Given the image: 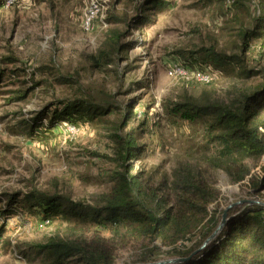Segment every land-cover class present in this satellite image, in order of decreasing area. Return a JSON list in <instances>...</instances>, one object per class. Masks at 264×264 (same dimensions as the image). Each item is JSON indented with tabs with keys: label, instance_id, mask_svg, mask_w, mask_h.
Returning <instances> with one entry per match:
<instances>
[{
	"label": "rangeland",
	"instance_id": "rangeland-1",
	"mask_svg": "<svg viewBox=\"0 0 264 264\" xmlns=\"http://www.w3.org/2000/svg\"><path fill=\"white\" fill-rule=\"evenodd\" d=\"M9 1L0 0V264H53L32 247L88 232L83 227L71 230L61 215L40 226L42 209L22 198L41 190L95 204L99 194L111 189L110 175L119 168L117 131L141 145L129 162L133 173L141 172L151 185L164 182L174 194L170 187L177 163L205 167V157L216 147L207 138L209 117L188 122L166 106L188 94L202 97L209 92L226 99L239 70L227 63L213 83L187 85L169 74L170 65L184 61L194 68V57L209 60L206 48L232 53L241 42L240 31L252 27L260 14L261 0H166L165 8L148 12L142 11L143 0ZM92 2L99 11L86 29L85 13ZM112 28L120 29L125 47L113 61L98 66L92 57L105 47ZM245 57L249 67H264L263 50L254 47ZM260 80L254 76L245 82ZM76 98L110 106V112L74 123L60 111ZM118 121L127 123L116 130ZM208 169L205 175L219 193L210 212L243 205L247 199L264 202L248 194L247 180L234 183L222 169ZM254 171L261 172L260 166ZM103 233L110 235V230ZM151 245L137 239L122 244L115 264L177 257L159 252L141 262L143 248Z\"/></svg>",
	"mask_w": 264,
	"mask_h": 264
},
{
	"label": "trees",
	"instance_id": "trees-1",
	"mask_svg": "<svg viewBox=\"0 0 264 264\" xmlns=\"http://www.w3.org/2000/svg\"><path fill=\"white\" fill-rule=\"evenodd\" d=\"M227 2L233 4L236 0ZM240 2L242 0L237 3ZM166 5V0H143L142 11L163 9ZM259 13L252 27L240 31L241 42L232 53L206 48L209 60L194 57L190 62L198 69L212 68L219 78L223 75L221 66L234 64L239 78L232 85L229 97L220 99L209 92L202 97L188 94L183 100L166 106L169 113L188 122L210 118L207 138L216 148L205 157L206 166L179 161L170 187L174 194L168 193L164 182L151 185L141 172L133 173L134 167L129 162L139 155L141 145L136 138L117 131L114 136L119 168L110 175L111 189L99 194L95 204L75 202L61 194L41 190H33L22 198L23 202H31L32 208L42 209V219L48 223L52 215H61L71 230L83 227L88 232L75 238H53L35 244L33 252L43 254L53 264H115L117 249L137 239L153 244L143 248L139 255L141 262L149 261L159 252H167L177 257L192 255L189 260L174 264H264V205L257 202L230 207L224 228L207 246L198 250L219 226L225 211L210 212V205L218 199L219 193L205 175L208 167L222 169L234 183L247 180L248 194L264 199V163H260L264 157V67L251 68L245 62L248 50L257 47L264 52V0L260 1ZM142 17L146 16L142 14ZM107 36L105 47L92 57L98 66L103 61H113L114 54L125 47L120 29L112 28ZM255 41L260 45H255ZM182 64L186 66L184 61ZM254 76L261 80L252 84L245 82ZM181 81L187 85L198 82ZM92 104L76 98L65 103L60 112L74 123L81 118L95 119L110 112V106ZM126 123L115 122L116 130ZM258 166L259 173L254 171ZM104 229H109L110 235L103 233ZM3 230L4 225L0 234ZM154 241L169 246V251ZM196 250L198 252L192 254Z\"/></svg>",
	"mask_w": 264,
	"mask_h": 264
},
{
	"label": "built area",
	"instance_id": "built-area-1",
	"mask_svg": "<svg viewBox=\"0 0 264 264\" xmlns=\"http://www.w3.org/2000/svg\"><path fill=\"white\" fill-rule=\"evenodd\" d=\"M11 2L12 1L10 0L9 3ZM98 11L99 5L96 2H92L90 10L85 13L86 19L84 21V25L86 29L91 28L94 17L97 15ZM168 72L173 78L183 79L186 81L193 80L201 83L213 82L218 78L217 72L210 67L203 70L195 67L187 68L182 64V62L171 64ZM46 224H48V220H42L40 226H45Z\"/></svg>",
	"mask_w": 264,
	"mask_h": 264
},
{
	"label": "water",
	"instance_id": "water-1",
	"mask_svg": "<svg viewBox=\"0 0 264 264\" xmlns=\"http://www.w3.org/2000/svg\"><path fill=\"white\" fill-rule=\"evenodd\" d=\"M242 202H244V203H247V202H257V203H261V204L264 205L263 202H260V201H257V200H251V199H247V200H244ZM236 204H239V202L238 203H234L233 205H236ZM230 207H231V205L229 206V208ZM229 208H227L224 211V213L222 215L221 223L219 224V226L211 234V236L206 239V241L203 244V246H201V248H199L198 250H200V249L204 248L205 246H207L212 241V239H214L219 234V232L224 228V226L227 223V216H228V210H229ZM198 250L194 251L192 254H195L196 252H198ZM190 257H175L174 259H167V260L157 261L155 263H136V264H174L175 262L187 261V260H189Z\"/></svg>",
	"mask_w": 264,
	"mask_h": 264
}]
</instances>
